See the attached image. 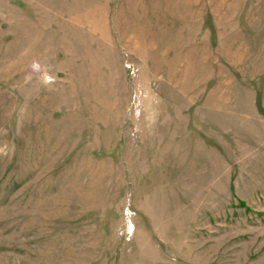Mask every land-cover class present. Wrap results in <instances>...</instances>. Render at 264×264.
<instances>
[{
    "label": "rangeland",
    "instance_id": "rangeland-1",
    "mask_svg": "<svg viewBox=\"0 0 264 264\" xmlns=\"http://www.w3.org/2000/svg\"><path fill=\"white\" fill-rule=\"evenodd\" d=\"M0 264H264V0H0Z\"/></svg>",
    "mask_w": 264,
    "mask_h": 264
}]
</instances>
